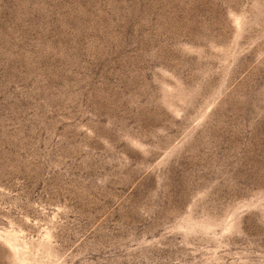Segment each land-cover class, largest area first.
Instances as JSON below:
<instances>
[{"label": "rangeland", "instance_id": "obj_1", "mask_svg": "<svg viewBox=\"0 0 264 264\" xmlns=\"http://www.w3.org/2000/svg\"><path fill=\"white\" fill-rule=\"evenodd\" d=\"M0 264H264V0H0Z\"/></svg>", "mask_w": 264, "mask_h": 264}]
</instances>
